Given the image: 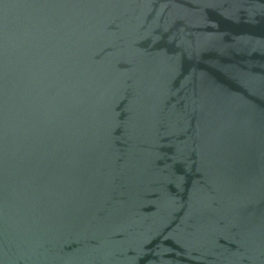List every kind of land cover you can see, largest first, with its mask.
I'll use <instances>...</instances> for the list:
<instances>
[{
	"label": "water",
	"instance_id": "95a60500",
	"mask_svg": "<svg viewBox=\"0 0 264 264\" xmlns=\"http://www.w3.org/2000/svg\"><path fill=\"white\" fill-rule=\"evenodd\" d=\"M0 264H264V0H0Z\"/></svg>",
	"mask_w": 264,
	"mask_h": 264
}]
</instances>
